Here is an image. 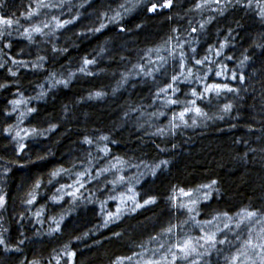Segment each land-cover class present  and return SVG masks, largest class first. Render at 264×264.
<instances>
[{"label":"trees","instance_id":"16d2710c","mask_svg":"<svg viewBox=\"0 0 264 264\" xmlns=\"http://www.w3.org/2000/svg\"><path fill=\"white\" fill-rule=\"evenodd\" d=\"M42 2L49 7H40L41 0H0V17L18 21L0 37V85H6L0 87V236L6 241L0 264H117L120 258L134 264L139 256L165 253L217 227L223 229L217 238L226 235L231 243L209 248L199 264H226L249 231L259 230L254 222L236 228V214L248 209L264 218V0L260 6L252 0L250 7L248 0H220L201 9L196 4L203 0H173V7L155 13L147 8L156 0ZM57 20L73 22L57 29ZM101 22L107 27L92 31ZM33 26L43 31L28 39L25 29ZM221 44L226 46L217 56ZM180 52L187 67L207 79L181 78L174 97L180 103L166 108L156 93L179 74ZM205 56L215 63L194 64L193 58ZM86 58L94 63L85 66ZM224 65L225 74L216 76ZM233 72L243 82L232 79ZM205 83H227L235 91L198 100L206 115L190 123L184 118V125L177 118L175 127L164 129V117L153 125L142 117L170 112L173 118L193 99L191 89L202 91ZM15 100L23 103L13 105ZM225 105L231 110L225 112ZM162 160L168 163L153 175ZM114 164L116 169L101 173ZM62 169L67 171L52 175ZM85 170L88 175L78 176ZM119 176L125 182L112 183ZM78 178L83 187L74 199L68 193L79 187ZM129 188L141 203L149 196L155 203L136 211L131 204L105 226L108 211L117 212L116 200L132 194ZM180 189L193 192L198 203L192 205ZM54 196L63 198L54 203ZM223 212L233 221L204 223ZM170 224L175 227L166 233Z\"/></svg>","mask_w":264,"mask_h":264},{"label":"snow or ice","instance_id":"6c2138e0","mask_svg":"<svg viewBox=\"0 0 264 264\" xmlns=\"http://www.w3.org/2000/svg\"><path fill=\"white\" fill-rule=\"evenodd\" d=\"M142 2V0H141ZM239 2V0H238ZM220 0H203V3H197L196 4V8L197 9H201L204 7H211L212 4H216L219 5ZM256 3L258 6H260L262 4V0H256ZM252 4V0H248V6L250 7ZM40 7H49L48 4H45L42 2L40 3ZM121 8H124V5H120ZM173 7V0H164V3H160V0H156L155 3H151V6L147 8V11L155 13L158 8H171ZM128 9H126L127 11ZM223 10L221 9V12ZM34 15V13H30L29 16ZM121 14L119 12L116 13L115 16L110 18V21L115 23L117 20V17H119ZM259 15L261 16L262 21H264V6L260 7V12ZM55 19V18H54ZM73 21L69 20V21H64V22H60L59 20L56 21L55 27L58 28H63L66 24L72 23ZM210 21H206L205 23H208ZM14 23H18V21H14L12 19H7L4 17H0V37H3L8 28H11L13 26ZM204 24H201L199 27L200 29L204 28ZM44 27L47 28L49 27L48 24H44ZM105 27H107L106 24L104 23H100V26L98 28H94L92 29V31L94 32H99L102 29H104ZM43 29L39 26H33L31 28V30L25 29V35L28 39L32 38V34L33 33H42ZM121 31H124V29L122 28ZM193 32L197 31V28H192ZM8 35H10V33H7ZM172 39V38H170ZM167 43V42H166ZM226 46V44H221L219 50H216L215 55L220 56L222 55V49ZM182 47V45H181ZM158 51V50H157ZM175 51V49H173L170 54H173ZM209 52H212V48L210 47L208 49ZM192 52H196V49H192ZM41 60L43 59V57L40 58ZM159 59L166 63V59L164 57H159ZM227 59H232V57H227ZM249 59L248 57H245V60ZM186 57L184 55L183 52H180L179 55V74H173L170 78V82L167 83V85L165 87H162L159 89V91L156 93L157 97H160L161 95L164 96L165 98V104L166 105H174V104H178L180 103L178 98H174L175 97V93L179 91V89L177 87H175L176 83L178 81L181 80V78H183L185 81H189L190 78L192 79H197V80H206L207 76H199L197 75L196 72H194L191 68H188L186 63H185ZM194 60V64L195 65H203L206 62L207 63H215V61H211L209 60L208 56H205L203 59H198V58H193ZM14 64H23V61H13ZM84 65H90L92 63H94L93 60H89V59H85L84 60ZM244 61H241V64H243ZM5 65L4 64H0V68H3ZM226 65L222 66V70L220 71H216L215 75L216 76H222L225 74V69H226ZM86 69L84 67L81 68V71L84 72ZM142 70H144L142 68ZM159 69H157L158 71ZM9 71H11V69H9ZM209 72L212 71L211 68L208 69ZM12 75H15V72L11 73ZM145 74L146 75H151V72H147L145 70ZM232 79H239L241 82H243L244 80V76L240 75L239 77H237L236 73L233 72L232 73ZM57 83H62L65 86H67V81H57ZM0 87H6V85H0ZM233 92L235 91L234 89H232L231 87H229V85L227 83L221 84V83H205L203 86V90H199L196 88H192L191 89V96L193 97V99H191L190 101H187L183 110L181 112H179L178 114L174 115L172 118V122H170L172 124V127H175V123L174 121L179 118L180 121H184L185 116H187L189 113L194 112L197 116L200 115H206L203 112V109L201 107L198 106L197 101L198 100H204L206 97H210L212 95H216L219 96L221 93L223 92ZM43 95V93L41 94ZM97 97H100L102 95V93L97 92L95 94ZM13 105H19L21 103H23V101L20 100H15L11 102ZM15 110V109H14ZM225 112L230 111L231 110V105H225L224 109ZM35 111V109H28V112L31 113ZM161 133L163 132V130H158ZM102 140H107V137H101ZM85 143L91 144L93 143V141L91 139H89L88 137H85ZM102 151L105 152V154L107 155V148L105 147V149H102ZM119 162V161H118ZM168 163V161H160L159 164H156L154 166V168L152 169V174L155 175L156 174V170L159 169L162 165H166ZM113 169H116V165H111L110 168H104L101 170V173H106L109 171H112ZM61 171H67V170H57L54 171L52 173L53 176H57L60 174ZM79 175H88L87 170H85L84 173L82 174H78ZM125 182V177L124 176H119L116 180H114L112 183L114 184H118V183H124ZM75 183L77 185H79V187H77L75 189V191L68 193V195L72 196L74 199H78L77 193L79 192V188L83 187V183L81 182V180L78 178ZM216 183V181H212V184L214 185ZM39 182H37L36 184V188H39ZM67 187L71 188L72 185H68ZM212 185H201V188H211ZM61 191V189H57V193H59ZM181 193L184 196L189 197L190 199V203L192 205H196L198 203L197 199H191L192 196L194 195L193 192H186L184 189H180ZM129 193H132V195H128L125 198L121 199V204L127 206L128 202L130 201L132 204V211H136L137 209H140L142 207H145L146 205H150V204H154L155 203V197L149 196L147 199H144L143 202L141 203L140 200L137 199V196L139 195L138 193L135 192V190L133 188H129L128 189ZM205 197H208V193H205ZM63 197H59V199L57 197H53V202L54 203H59V200L62 199ZM113 199H115V197H113ZM170 199L175 200L176 197L173 196ZM35 200V197L33 196L32 199L28 200V203L31 204L33 203ZM4 205V197L0 196V207H3ZM180 207H184L187 209V211L192 212L194 211V208L192 207H188V205H184L181 204L179 205ZM123 208L119 207L117 208V212L115 214L113 213H108V219L105 220V226H107L108 223L112 222L113 219H118L120 214L123 212ZM260 216V213H258L257 211H249L248 209H244L242 210V212L237 213L236 214V218L234 220L235 222V226L236 228H239L242 230L243 226L246 225V223H261L262 221L260 219H258V217ZM222 217H226L228 221H233V217L230 216L228 214V212H223L220 213L218 216H214L212 220H208L205 221L204 223L207 225H212L214 220H219ZM192 219H195V217H192ZM175 226L174 225H169L166 229H164V231L166 233H171L173 231V228ZM224 229H228L231 230L230 228V224L229 223H224ZM54 231H59V226L57 225V228L54 229ZM218 232H223V229L217 227L216 231H205L204 235H202L201 237H199L198 240L193 241L192 239H185L184 241L178 243L175 247L179 252V256L177 255L176 251H173L171 248H169V255L171 256V261H168L167 257L162 258L164 264H176V260L177 259H189L190 257H193L192 259V264H199V261L197 259L194 258V254L196 257H203L204 255L207 254V250L209 248H216L217 244L220 245H224L227 243H231V241H229L227 239V236L225 235L224 239H218L217 238V233ZM114 235L119 236V233H114ZM239 233L236 234V238L239 239ZM200 241H203V243H200ZM259 241V242H256ZM6 243L5 239L3 238V236H0V245H4ZM243 247L242 248H238L237 249V255H233L231 257H225V261L226 264H264V227H262L260 229V232L253 237L251 234V231H249V236L246 240H244L243 242ZM163 247V246H162ZM198 248H202L204 249L203 252L198 251ZM8 250V249H5ZM69 257H74L76 254L74 252H70L68 253ZM123 259L124 258H120L117 261V264H123ZM126 259L131 260V257H127ZM35 264V262H34ZM144 264H162L161 260H154V259H146L144 261Z\"/></svg>","mask_w":264,"mask_h":264},{"label":"rangeland","instance_id":"374dc122","mask_svg":"<svg viewBox=\"0 0 264 264\" xmlns=\"http://www.w3.org/2000/svg\"><path fill=\"white\" fill-rule=\"evenodd\" d=\"M162 106L163 107H168V106H166V104L165 103H163L162 104ZM166 108H165V110H166ZM163 111V112H166V111ZM183 110V107H180V111H182ZM161 114H163L162 116H161ZM142 117L144 118V119H146V123H149V122H151L150 123V125H153L154 124V122L153 121H157V120H160L162 117H164L165 118V120H166V122H168V124L166 123V125L164 126V129H168L169 128V126L171 125V123L170 122H172V118H171V116H170V112H168L167 114L165 113H162V112H159V113H151L150 114V112L149 113H147V114H144V115H142ZM159 118V119H158ZM171 118V119H170ZM197 119H198V117L196 116V114L194 113V112H192V113H189L186 117H185V122H193V121H197ZM180 121V120H179ZM180 123L182 124L183 123V125H184V121H180ZM130 195H132V194H130ZM126 197L127 196H124V197H122V198H125L126 199ZM121 198V199H122ZM121 199H119L118 198V200H116V202H115V206H113L115 209H117L118 208V206L119 207H121V208H123V209H125V208H127V207H129L130 205H131V202L129 201L128 202V204H127V206H125V205H123V204H121ZM108 209H112V208H108ZM109 213H113V214H115V212L114 211H108ZM261 223H255L254 222V224L256 225V226H258L259 227V230H258V232H256L257 234L260 232V229L262 228V227H264V218L263 219H261ZM255 232H254V234L252 235L253 237H255L257 234H256ZM249 236V235H248ZM256 242H259V241H256ZM200 243H203V241H200ZM172 250L173 251H176L177 252V255L179 256L180 254H179V252H178V250L176 249V247L174 246L173 248H172ZM198 251H200V252H203L204 251V249H202V248H198ZM208 251V250H207ZM164 257H167L168 258V261H171V256L169 255V251H167V252H165V253H159V254H156V255H154V256H147V258H146V256L144 255V256H142V257H138V258H136V259H134V264H144V261L146 260V259H154V260H161L162 261V264H164V262H163V260H162V258H164ZM194 258L195 259H197L198 261H199V259L201 258V257H196L195 256V254H194ZM192 259H193V257H190L189 259H187V260H185V259H177L176 260V264H192ZM257 264H258V261H257Z\"/></svg>","mask_w":264,"mask_h":264}]
</instances>
